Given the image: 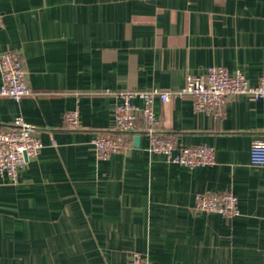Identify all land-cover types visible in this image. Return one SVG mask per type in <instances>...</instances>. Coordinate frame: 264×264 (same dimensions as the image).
<instances>
[{"label":"crops","instance_id":"1","mask_svg":"<svg viewBox=\"0 0 264 264\" xmlns=\"http://www.w3.org/2000/svg\"><path fill=\"white\" fill-rule=\"evenodd\" d=\"M0 11V54L23 56L35 94L0 96V130L21 117L43 144L19 183L0 177V264H127L135 252L150 264H264V167L250 163L264 100L230 98L222 119L190 99L155 101L160 132L213 147V166L169 163L145 132L108 160L92 144L120 133L105 90H178L213 66L258 84L264 0H0ZM225 191L240 216L195 210L197 195Z\"/></svg>","mask_w":264,"mask_h":264},{"label":"built area","instance_id":"2","mask_svg":"<svg viewBox=\"0 0 264 264\" xmlns=\"http://www.w3.org/2000/svg\"><path fill=\"white\" fill-rule=\"evenodd\" d=\"M3 26L0 11V30ZM0 72L1 97L21 100L35 95L29 86L28 71L21 54L10 50L1 53ZM103 94L111 95L118 101L114 108V118L120 133H100L95 136L92 144L98 160H108L117 153H129L133 149V140L129 136L145 132L149 137L151 153L165 156L169 163L194 169L215 165V149L208 145H179L174 137L161 133L160 121L154 111L155 101L159 99L168 103L172 99H190L196 112H208L216 119H222L224 104L230 98L264 100V76L254 85L242 70L230 72L225 67L213 66L202 75L188 76L184 87L178 90H105ZM135 99L142 101L143 106L135 105ZM66 121L68 128H77L80 124L79 110L68 113ZM42 148V141L35 128L18 117L10 128L0 130V177L11 183H19L21 172L28 161L36 158ZM250 163L255 167H264L263 140L256 139L252 143ZM195 210L207 214L218 213L229 220L241 215L239 199L233 191L197 195ZM127 264L150 263L147 257L135 252Z\"/></svg>","mask_w":264,"mask_h":264},{"label":"water","instance_id":"3","mask_svg":"<svg viewBox=\"0 0 264 264\" xmlns=\"http://www.w3.org/2000/svg\"><path fill=\"white\" fill-rule=\"evenodd\" d=\"M135 144H139V137L135 138Z\"/></svg>","mask_w":264,"mask_h":264}]
</instances>
